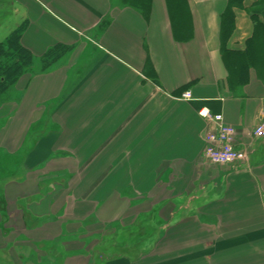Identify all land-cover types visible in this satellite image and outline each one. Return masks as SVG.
<instances>
[{
	"label": "crops",
	"instance_id": "0c3cea01",
	"mask_svg": "<svg viewBox=\"0 0 264 264\" xmlns=\"http://www.w3.org/2000/svg\"><path fill=\"white\" fill-rule=\"evenodd\" d=\"M227 1L184 0L180 34L165 0H0V39L26 21L33 56L0 102V156L19 160L0 184L11 264H264V82L228 75L253 24L245 0L221 43ZM200 111L246 162L208 163Z\"/></svg>",
	"mask_w": 264,
	"mask_h": 264
},
{
	"label": "trees",
	"instance_id": "16d2710c",
	"mask_svg": "<svg viewBox=\"0 0 264 264\" xmlns=\"http://www.w3.org/2000/svg\"><path fill=\"white\" fill-rule=\"evenodd\" d=\"M245 0H228L226 9L221 16L220 39L221 43L226 40L233 31L234 7L242 8ZM252 4L245 12L253 24V33L245 43L242 53H234L226 62L229 76L233 74L237 77L239 84H245L249 70H254L256 76L264 82V0H250ZM135 2L145 3V10H148L149 0H135ZM167 11L171 18L174 17L173 24L180 34L187 33V12L184 0H165ZM3 15V13H2ZM4 16V15H3ZM27 26V22L11 27L0 39V102L31 67L33 62L32 54L21 45V36ZM69 49L62 45H55L47 50L41 58L42 69H46L50 64L57 61ZM228 52L225 53V55ZM242 75V78L240 77ZM4 209V202L0 197V212Z\"/></svg>",
	"mask_w": 264,
	"mask_h": 264
},
{
	"label": "built area",
	"instance_id": "2783aa9c",
	"mask_svg": "<svg viewBox=\"0 0 264 264\" xmlns=\"http://www.w3.org/2000/svg\"><path fill=\"white\" fill-rule=\"evenodd\" d=\"M191 98L189 92L182 95V99ZM199 115L209 119L213 130L206 136L207 146L203 156L213 165H236L246 162L248 155L245 151L237 150L234 146V129L225 124L221 115H211L207 111H200ZM255 138H264V117L252 132Z\"/></svg>",
	"mask_w": 264,
	"mask_h": 264
},
{
	"label": "rangeland",
	"instance_id": "374dc122",
	"mask_svg": "<svg viewBox=\"0 0 264 264\" xmlns=\"http://www.w3.org/2000/svg\"><path fill=\"white\" fill-rule=\"evenodd\" d=\"M4 18V17H3ZM6 19V18H5ZM8 22L3 24V27L6 26L7 27ZM9 25V24H8ZM1 27V26H0ZM2 32H4L3 28H2ZM4 97V96H3ZM3 99V98H2ZM11 164H19V160L17 159H12L9 160L8 158H4L3 156H0V184L3 182H5L4 180H6L10 173L12 172L13 169L10 168ZM145 219V218H144ZM144 219H140L138 224H142ZM147 221V219H146ZM147 224V223H146ZM143 225V224H142ZM149 237H146L145 240H149ZM12 247V245H10L9 247H7V249L5 250H0V264H11L9 258L7 259V254L8 252L10 253V248ZM9 248V249H8ZM9 250V251H8ZM8 251V252H7ZM6 255V256H5Z\"/></svg>",
	"mask_w": 264,
	"mask_h": 264
}]
</instances>
